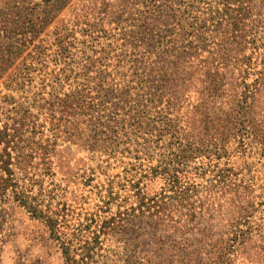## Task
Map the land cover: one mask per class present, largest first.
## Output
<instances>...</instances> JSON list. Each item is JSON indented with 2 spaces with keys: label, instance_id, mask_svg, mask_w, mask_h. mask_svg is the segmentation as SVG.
I'll return each mask as SVG.
<instances>
[{
  "label": "rangeland",
  "instance_id": "rangeland-1",
  "mask_svg": "<svg viewBox=\"0 0 264 264\" xmlns=\"http://www.w3.org/2000/svg\"><path fill=\"white\" fill-rule=\"evenodd\" d=\"M222 2L34 0L38 6L31 14L25 10H32L28 4L0 2L1 124H10L6 118L18 108L28 109L44 126L51 158L60 155L70 164L69 172L77 174L75 183L52 203L59 209L60 203L68 205L63 212L66 226L62 224L57 236L67 234L68 256L76 264H105L106 259L109 264H135L142 261L138 251L147 259V250L157 249L155 239L146 232L134 235L141 226L126 221L175 191L206 186L218 169L233 170L257 196L242 228L250 229L257 241L237 263L264 264V146L247 135L231 140L227 151L175 145L168 119L176 118L164 113L166 98L158 107L149 102V93L156 90L140 55L158 52L160 62H168L161 65L163 80L180 86V75L169 71V63L195 40L199 28H211L210 17L222 10ZM254 5L251 19L259 46L264 44V0ZM142 16L151 27L134 42L140 46L138 53L126 35ZM251 49L247 47L246 56ZM262 54L260 49L256 75L247 85L264 66ZM241 82H231L229 100L245 96ZM83 86L95 88L93 97L82 92ZM123 92L129 95L121 97ZM254 100L257 112H264V93ZM56 162L52 168L59 184L65 178L61 172L68 169L58 171ZM56 238L19 204H0V264H68Z\"/></svg>",
  "mask_w": 264,
  "mask_h": 264
},
{
  "label": "trees",
  "instance_id": "trees-1",
  "mask_svg": "<svg viewBox=\"0 0 264 264\" xmlns=\"http://www.w3.org/2000/svg\"><path fill=\"white\" fill-rule=\"evenodd\" d=\"M8 1L11 0H0L1 3ZM13 1L21 7L25 4L33 6L32 10L25 8L29 14L38 6L34 0ZM255 1L223 0L222 10L210 17L211 28H199L195 40L169 63V71L180 75V86L173 87V81L163 80L161 67L168 62L162 64L158 52L140 54L146 64L145 76L152 79L156 90L154 94L149 93V102L158 107L166 98L163 111L168 117L174 114L176 118V122L168 119L169 133L175 145L190 151L200 148L227 151L231 140L247 135L264 146V112H257L254 100L259 93H264V66L257 72L253 84H246L250 76L256 75L260 49L264 61V44L258 46L255 22L251 19L256 9ZM44 14L47 13L44 11ZM137 22L133 26L135 30L126 35V42L140 53V46L134 42L139 41V35L146 36L144 31L151 27V22L143 16ZM27 23L31 26L32 20ZM248 46L252 49L246 56ZM153 64L156 67H152ZM237 79H242L246 94L230 98L231 101L229 96L233 92L228 95V87ZM83 87L82 92H90L93 97L95 88ZM175 88L177 92H174ZM128 95L123 92L121 97ZM6 120L10 124H1L0 120V204L12 200L24 208L30 218L43 222L60 242L68 264H76L68 256L71 244L67 234L64 233L63 238L57 236L62 224L67 222L63 212L68 205L60 203L62 208L59 209L60 206L52 203L61 193H66L78 176L69 172L70 164L64 163L60 155L51 158L50 139L44 140L47 136L44 126L39 124L36 116L30 115L28 109L20 107ZM180 153L187 152L181 150ZM54 160L58 171H61L60 167L68 169V173L61 172L65 178L59 184L55 183ZM217 171L206 186L175 191L141 211L140 216L126 221V225L141 226L138 231H133L134 235L146 232L157 240V244L155 241L152 244L157 249L154 252L147 250L148 256L151 255L147 259L141 257L143 251H138L139 259L144 262L135 264H238L247 246L253 240L257 241L250 229H242L257 196L254 197L252 186L240 180L233 170ZM68 226L65 228L69 229ZM117 235L122 237L123 232L119 230ZM136 247L141 245L138 243ZM106 263L109 264V260L106 259Z\"/></svg>",
  "mask_w": 264,
  "mask_h": 264
}]
</instances>
